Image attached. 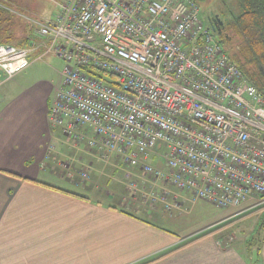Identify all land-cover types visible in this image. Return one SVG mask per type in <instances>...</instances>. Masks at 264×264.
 Wrapping results in <instances>:
<instances>
[{"label": "built area", "instance_id": "1", "mask_svg": "<svg viewBox=\"0 0 264 264\" xmlns=\"http://www.w3.org/2000/svg\"><path fill=\"white\" fill-rule=\"evenodd\" d=\"M48 1L51 20L19 14L39 41L0 45V82L54 54L65 67L50 120L65 137L193 200L264 206V93L194 0Z\"/></svg>", "mask_w": 264, "mask_h": 264}, {"label": "crops", "instance_id": "2", "mask_svg": "<svg viewBox=\"0 0 264 264\" xmlns=\"http://www.w3.org/2000/svg\"><path fill=\"white\" fill-rule=\"evenodd\" d=\"M35 61L0 82V264H264L256 199L219 208L144 176L140 166L103 161L52 126L62 72L55 83L41 75L48 64ZM110 174L114 185L100 188ZM139 179L155 187L140 200L132 188ZM153 196L158 205L147 201Z\"/></svg>", "mask_w": 264, "mask_h": 264}, {"label": "trees", "instance_id": "3", "mask_svg": "<svg viewBox=\"0 0 264 264\" xmlns=\"http://www.w3.org/2000/svg\"><path fill=\"white\" fill-rule=\"evenodd\" d=\"M208 1L194 0L199 7ZM237 2L240 13L234 22L225 28L229 36L231 33V37L237 39L233 42L228 37L235 50L229 57L242 71L245 78L264 93V0H237ZM21 18L27 21L26 29L28 26L35 29V26L27 19L15 13L0 0V45L27 48L32 43L34 40L32 37L19 34V28L21 30L23 28L19 21Z\"/></svg>", "mask_w": 264, "mask_h": 264}, {"label": "rangeland", "instance_id": "4", "mask_svg": "<svg viewBox=\"0 0 264 264\" xmlns=\"http://www.w3.org/2000/svg\"><path fill=\"white\" fill-rule=\"evenodd\" d=\"M2 2L6 4L7 6H9V8H11L13 11H15V13L20 14L26 18H32V19L34 18V19H40V20H51L57 10L56 7L53 6V4H51V2L48 0H2ZM239 13H240V9H239L237 0H209L206 4L200 5V18L204 23L205 29L211 32V34L216 38V40L221 43L226 53L230 56L233 55L234 53L233 51H235L233 49L231 41L235 42L237 41V39L235 37L232 38L231 33L229 36L227 34L228 30L225 31V28H228V25L234 22L235 18L238 16ZM212 18H214V20L217 19V24L220 30H214L213 25L211 24ZM19 21L23 25L22 30L19 28V31H20L19 34L24 37L26 36L32 37L34 39L32 43L34 41H39L35 33L36 32L35 29L32 28L31 26H28V28L26 29L25 26L27 25L26 24L27 21L22 18ZM30 29L31 31H29ZM228 37H230L231 41L228 39ZM40 64H48L47 67H42L41 75L46 78L52 79L55 83H57L60 79L59 73L63 71L64 62L58 59L57 57H55L53 54H49L44 59L35 61L33 67L38 66ZM60 160H63L62 157ZM106 164H109V163H106ZM123 167L125 168L126 165L125 166L123 165ZM100 170H103L104 172L107 170H110L109 171L110 173L111 171L112 173L114 171L111 169V167L106 168L103 165H100ZM131 170L133 169H130L128 171H131ZM49 172L53 173L51 172V170ZM124 174L125 173H123V175ZM144 176H146L145 173H144ZM108 177L109 178L105 180L104 184L99 185L100 188H103L105 186L106 190H110V188L114 185L115 178H116L115 175L110 174ZM47 178L52 180L53 177L48 176ZM83 179H86V178L83 177ZM137 182H138L137 185H132V188L135 189V191L137 189L136 197L139 200L142 199V194L140 193V191H150L151 192V190L155 188L152 185V183L149 184L143 179H139ZM57 184H59L60 186L64 188H72V185L67 181L65 183L63 182L59 183L57 181ZM155 196L147 199V201H151L154 204V206L158 205V200H157V197ZM166 206L171 207V204H169V202L167 201ZM166 208L168 209V211H171L173 207L170 209L168 207ZM260 218L262 219V222L264 223V214H262ZM253 238L255 240V237Z\"/></svg>", "mask_w": 264, "mask_h": 264}, {"label": "flooded vegetation", "instance_id": "5", "mask_svg": "<svg viewBox=\"0 0 264 264\" xmlns=\"http://www.w3.org/2000/svg\"><path fill=\"white\" fill-rule=\"evenodd\" d=\"M211 24L213 25L214 30H220L217 24V19L214 20V18H212Z\"/></svg>", "mask_w": 264, "mask_h": 264}, {"label": "water", "instance_id": "6", "mask_svg": "<svg viewBox=\"0 0 264 264\" xmlns=\"http://www.w3.org/2000/svg\"><path fill=\"white\" fill-rule=\"evenodd\" d=\"M222 24V23H221ZM220 33H221V31H220Z\"/></svg>", "mask_w": 264, "mask_h": 264}]
</instances>
